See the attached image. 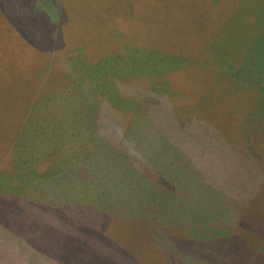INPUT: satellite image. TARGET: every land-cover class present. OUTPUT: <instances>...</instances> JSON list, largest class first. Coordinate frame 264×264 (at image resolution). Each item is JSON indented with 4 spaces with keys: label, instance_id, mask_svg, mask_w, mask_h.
<instances>
[{
    "label": "rangeland",
    "instance_id": "rangeland-1",
    "mask_svg": "<svg viewBox=\"0 0 264 264\" xmlns=\"http://www.w3.org/2000/svg\"><path fill=\"white\" fill-rule=\"evenodd\" d=\"M22 2L14 5L19 14L0 12V162L10 160L0 170H19L14 155L19 147L25 148L22 172L49 182L36 186L39 192L28 189L32 198L23 211L1 220L5 231L33 239L38 247L34 254L43 262L52 253L67 251L62 257L69 263L76 255L91 257L95 252L100 253L96 264H165L157 238L174 243L172 236L192 237L191 232L199 231L197 237L212 240L216 234L212 230L235 231L239 218L244 250L236 256L230 244H224L216 256L226 264H264L257 252L264 245V236L258 234L264 228V122L259 128L257 121L264 119V93L246 87L257 82L264 86V0H33L27 10ZM35 14L67 22L61 42L57 32L52 40L51 30L40 29L43 18L40 27L28 25L37 21ZM63 36L72 39L69 48H60ZM2 46H11L19 57ZM3 55L7 60L1 59ZM43 67L48 70L36 89ZM107 80L110 85L104 86ZM125 85L169 90L177 119L215 129L208 133L210 140L232 146L234 152L248 150L262 167L249 178L250 185L257 184L245 201H226L225 214L235 218L232 226L211 221L209 211L201 210L192 196L185 200L186 210L147 205L150 199H142L140 193L99 195L104 197L101 204L90 207V198L84 195L90 172L76 162L114 157L109 148L91 146L103 102L110 101L108 91L113 95L118 91L114 102L119 112L120 107L132 109L121 113L127 127L132 115L148 118L149 107L159 103L155 98L123 95ZM26 108L31 113L24 117L21 110ZM213 156L217 163L226 158L220 150ZM68 164L73 165L67 173L72 183L66 187L57 174ZM114 172L115 164L108 166V175ZM231 174L226 180L216 175L213 183L223 179L231 188L232 181L244 182L236 172ZM0 175V184L12 176ZM207 199L210 210L221 208ZM114 211L127 217L117 219ZM162 211L167 220L153 216Z\"/></svg>",
    "mask_w": 264,
    "mask_h": 264
},
{
    "label": "trees",
    "instance_id": "trees-1",
    "mask_svg": "<svg viewBox=\"0 0 264 264\" xmlns=\"http://www.w3.org/2000/svg\"><path fill=\"white\" fill-rule=\"evenodd\" d=\"M6 1L10 3L9 6L8 4L5 6L3 2H0V12L7 10L13 15L19 14L15 7V3L19 0ZM20 1H23L20 6L26 10L33 3V0ZM31 12L33 13V11ZM36 17L37 21L35 20L36 22L31 24L27 22L28 25L33 26V28L40 27V20L43 18L46 22L44 23V27L42 26L40 29L44 32L51 30L50 36L52 40L54 39V37L52 38L53 33L57 32L56 37L58 42H61L62 27L67 25V22L64 21L59 24L57 19L53 20L48 17H41L40 14H37ZM23 26L27 27L26 24ZM71 43H73L72 39L67 40L63 36V43H61L60 48H69ZM1 48H5L7 52H13L18 55V51L11 48V46H2ZM8 55L1 56V59L7 60ZM250 66L253 68L252 71H254V65L251 63ZM53 68L55 69L53 66L50 70ZM47 70L48 68L43 67L39 72L40 83L36 89H39L41 83H43ZM229 72L233 73L232 70ZM57 73L58 70L53 75H57ZM103 83L105 84L104 86H107L108 80L106 83ZM117 84L120 85L119 82ZM246 87L247 89L250 87V90L257 88V90L259 89V91L264 93V86L259 82L252 83ZM108 92H110L108 95L110 101L104 100L103 102L104 106L100 110L101 113L98 117V134L96 139L92 140L91 146H98L100 150H104V147L109 148L110 151H114V157L105 162L97 157H91L88 162H84L83 159L76 162H81L79 166H83L84 169L90 172V176L88 175V180L86 181L89 185L84 194L90 198V207L94 209L98 204H101L104 197L99 195L118 194L129 196L133 194L139 195L140 193L143 195L142 199H150V203H147V205L151 204L160 208L179 207L186 210L185 200L188 196H192L201 204V210L209 211L210 216L208 218L211 221H223L232 226L235 218L233 215L225 214L224 209L227 208L226 201L232 198L238 201H245L246 196L251 195L249 193L251 192V187L257 184L256 181L255 184L250 185L249 178L253 172L258 174V172L263 170L258 162L251 157L250 152H247L248 150L246 149L247 151L243 154V148L240 149L241 151L234 152L232 146L216 144L208 137V133L212 132L214 134L215 129L209 126L206 127L198 121H191L187 124L182 123V119H177L180 115H178L179 112L176 110V107L170 102V94L167 96L169 90L157 91L153 88L123 86L121 93L129 98L139 99L146 97L155 98L159 101V103L152 104L149 107L148 118H142L144 115L140 113L132 115L128 127L121 113H130L129 110L132 109L120 107L123 110L119 112L118 108H116V102H114V100L118 99V91H115L117 95H113L111 90ZM23 107L24 104L20 109H23ZM67 110H70V108ZM21 111L24 117L29 116L31 113L27 108ZM65 111V109L59 110V112ZM97 111L99 112V109ZM28 112L30 113L28 114ZM257 121L260 125L259 128H261V123L264 122V119L258 117ZM154 125L157 128L152 129L151 126ZM211 127L213 126L211 125ZM215 133L217 132L215 131ZM261 133H263V129ZM217 150L226 155V158L221 159L220 163H217V159L213 156ZM185 156H188V159L185 160ZM13 160L17 162L19 170L10 171L9 168L0 170V174L4 172L12 174L10 176L11 179L2 178L3 182L0 184V264H96L100 253L95 252H91V257L90 254L76 255L75 261L71 263L65 261L64 257H62L68 256L67 251L63 252L64 254L52 253V256L47 257L43 262L34 254L38 253V247L35 248L33 239L24 238L21 236V233L12 235L5 231L1 220H7V217L14 215L13 212L20 208L23 211L25 204H27L26 200L32 198L29 196L28 189L39 192L40 190H36L35 187H43L45 183L49 182V180L35 179L37 174L28 175L26 172H22L20 165H22V162H26L25 148L20 149L19 147ZM112 164H115V172L111 176L108 175V166ZM8 165H10V160L8 159L0 162V167ZM72 168L73 165L68 164L57 174L59 181L66 184V187L72 183V179L67 176V173L71 174ZM232 172L240 175L238 179L240 181H242L243 177L244 182L232 181V187L229 188L224 182L227 178L233 176ZM221 174L226 177L225 180L223 181L220 177L222 179L221 182L218 184L213 183L216 180L213 178ZM0 177L2 176L0 175ZM220 185L223 189L221 192H219ZM191 193L194 196L190 195ZM207 196L215 200L216 204L222 209L218 207L213 211L210 210ZM42 201L47 202L43 199ZM47 204L50 205L48 202ZM135 210L131 212L135 213ZM112 215L117 219L127 217L122 211H114ZM140 215L143 216L142 213ZM153 216H165L164 211L161 214L157 212L153 213ZM165 217L166 219L164 220H167V215ZM240 222L242 221H239L238 218L236 221L237 229ZM237 229L227 232L226 230L215 228L212 230L216 233L211 236L213 237L212 240H206V238L204 240L197 237L198 234H201L199 231H190L194 234L192 235L193 238L185 235L180 237L172 236L174 243L157 238L158 251L164 254L165 264H226L227 261L224 262L219 259L216 256V252L221 251L224 244H230L236 256L241 254L240 251L244 250L245 245L242 242V238L244 237L241 236ZM210 230L211 228H205V231ZM260 232L258 234L264 236V228ZM217 236L218 238H216ZM29 237L31 236L29 235ZM39 241L41 239L36 242ZM257 252L264 261V245L259 247Z\"/></svg>",
    "mask_w": 264,
    "mask_h": 264
}]
</instances>
